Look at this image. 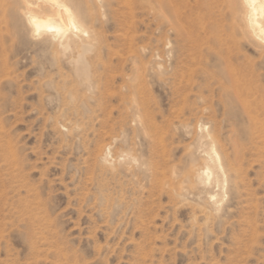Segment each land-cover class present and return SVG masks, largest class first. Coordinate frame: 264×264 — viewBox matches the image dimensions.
Returning <instances> with one entry per match:
<instances>
[{
	"label": "rangeland",
	"instance_id": "374dc122",
	"mask_svg": "<svg viewBox=\"0 0 264 264\" xmlns=\"http://www.w3.org/2000/svg\"><path fill=\"white\" fill-rule=\"evenodd\" d=\"M61 1L87 36L0 0V264H264V150L228 69L262 96L264 43L232 0Z\"/></svg>",
	"mask_w": 264,
	"mask_h": 264
},
{
	"label": "bare ground",
	"instance_id": "6f19581e",
	"mask_svg": "<svg viewBox=\"0 0 264 264\" xmlns=\"http://www.w3.org/2000/svg\"><path fill=\"white\" fill-rule=\"evenodd\" d=\"M20 1L24 7L26 19H27L30 27L32 28L33 34L35 36L40 35L42 33H47V34H51V37L53 40H63L65 38H67L69 33L75 34L76 36H78V35L87 36L88 31L79 22L77 14L72 9H70L67 5H65L63 1H61V0H20ZM231 2H232L231 8L234 11L233 17H234L235 25H236L237 30H239V32L243 36V38L249 39L250 41L254 42L255 44L256 43L257 44L264 43V0H232ZM36 8L39 9L38 13H35V11H34ZM72 8H73V6H72ZM49 45H52V44H49ZM61 45L64 48H66V50L71 45H73L75 47L81 48V50L84 53L88 51L86 45H81L77 42L70 44L69 42L66 41V42H61ZM248 48H249V46H248ZM88 49H89V47H88ZM226 49L228 50L229 48L227 47ZM238 49H239V45H238ZM240 51H242V50L240 49ZM261 52H262V54H264V47L261 49ZM228 54L230 55V53H227V55ZM229 58H231V57H229ZM231 60H232V58H231ZM247 60H249V59L247 58ZM232 61H234V60H232ZM84 62L85 61L83 59V55L80 54L77 57L76 63H75L78 66L77 69L79 71L84 70V67H85V69L87 68L86 67L87 65L84 66ZM72 64H74V62ZM252 65L254 67V64H252ZM253 67H251V68H253ZM240 68H241V66H240ZM228 69H229V74H230V85H231L230 87H231V89H233V91L230 94V99L238 101L243 106L245 113L247 115L246 117L248 118L249 129L245 133L247 135L246 138L249 139L248 144L252 145L257 150H259L261 148L264 150V99H263L264 94L261 96L260 90H258L256 88L255 89L252 88V86H254L252 84H254V80H255V79H252V76L254 77V75H253L254 72H252L250 74L251 75L250 81H247L245 74L248 72L246 70H244V69L238 70L239 68L233 69V66L228 67ZM257 81H259V80H257ZM257 83L258 82L255 81L256 85H257ZM237 134H238L237 132H233L234 137H236ZM233 146L236 149L237 148L243 149L241 147L242 146L246 147L247 145L241 144L239 141V138H237V139L235 138L233 141ZM250 151H251V149H250ZM104 152L105 151L103 150V154H104ZM236 153H238V152H236ZM231 154H233V153H231ZM240 154H242V153H240ZM236 155H238V154H236ZM108 157H109V155H108ZM237 161H239V159H237ZM205 163H206V170L203 172L202 175L206 176V178L209 182L211 181V179L213 177V170L211 168V163H215L214 166L212 165L213 169H216L217 172H219V174H221V176L224 178V181L227 182L226 171H225L224 166L222 164L221 156L218 153L215 152V158H211L210 161H207ZM231 166H228V168ZM233 168H236L235 165H233ZM230 170H229V172L232 171V170L231 171ZM227 171H228V169H227ZM196 174H197V176L201 175V173L199 171L196 172ZM235 175H238V173L237 174L235 173ZM207 180H206V182H207ZM201 181H202V179H201ZM215 197H216L215 195H212L211 199L214 200ZM213 200H211V201H213Z\"/></svg>",
	"mask_w": 264,
	"mask_h": 264
}]
</instances>
